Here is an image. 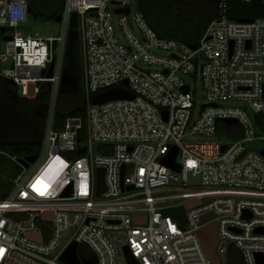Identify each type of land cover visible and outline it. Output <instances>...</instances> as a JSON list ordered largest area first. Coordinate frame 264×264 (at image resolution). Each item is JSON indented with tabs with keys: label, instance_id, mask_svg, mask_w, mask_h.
<instances>
[{
	"label": "built area",
	"instance_id": "built-area-1",
	"mask_svg": "<svg viewBox=\"0 0 264 264\" xmlns=\"http://www.w3.org/2000/svg\"><path fill=\"white\" fill-rule=\"evenodd\" d=\"M28 9V0H0V30L18 29ZM59 17L57 36L17 32L0 44V77L15 94L48 97L38 159L25 168L10 157L22 171L0 200V264H66L74 243L82 264H130L127 252L135 264H214L201 240L211 226L218 264H260L259 256L264 264V147L250 148L264 144L253 119L264 116V17L233 19L228 0H216V17L192 45L159 37L135 0H65ZM73 34L84 114L58 125ZM187 81L202 84L200 109ZM118 89L132 98L93 104ZM224 120H237L243 136L221 143ZM192 136L216 141L184 144ZM175 148L180 172L163 163Z\"/></svg>",
	"mask_w": 264,
	"mask_h": 264
},
{
	"label": "trees",
	"instance_id": "trees-1",
	"mask_svg": "<svg viewBox=\"0 0 264 264\" xmlns=\"http://www.w3.org/2000/svg\"><path fill=\"white\" fill-rule=\"evenodd\" d=\"M52 6L51 16H42L50 20L61 13L63 0H44ZM137 8L141 11L149 26L165 39H173L185 44H196L204 34L209 23L216 17V0H135ZM229 16L236 20H250L264 17V0H258L256 4L243 3L237 0H228ZM37 14V10H34ZM2 32L0 30V43ZM73 56V57H72ZM72 57V58H71ZM74 59L75 69L78 73L77 90H72L71 83H65L61 93V100L77 97L83 98L82 67L80 44L76 41L71 56L68 55L65 62ZM5 86V87H4ZM9 86V88L7 87ZM5 88H8L6 91ZM0 90H5L0 96V200H3L10 193L14 181L22 168L10 157L18 160L30 155L38 154L45 129V120L48 113L47 94L38 98L28 100L17 96L13 87L0 77ZM60 100V106L61 101ZM79 105V107H78ZM83 106L77 103L74 110L58 109L56 115L57 124L61 125L68 115L82 116ZM254 122L261 132H264V116L255 114ZM228 135L231 138L239 139L243 136L241 127L237 124H218V136ZM179 212L183 214L184 209ZM171 216L174 212L170 211Z\"/></svg>",
	"mask_w": 264,
	"mask_h": 264
},
{
	"label": "water",
	"instance_id": "water-1",
	"mask_svg": "<svg viewBox=\"0 0 264 264\" xmlns=\"http://www.w3.org/2000/svg\"><path fill=\"white\" fill-rule=\"evenodd\" d=\"M28 13L35 21L39 20L40 18L45 19V17H42L39 14H37L31 6H29ZM117 13L128 14L129 10H118ZM239 21H245V20H239ZM55 22L56 23L60 22L59 16H57L55 18ZM71 28L72 29L78 28L77 14H73V16H72ZM4 31H5L4 29H1L2 33H4ZM73 46H74V42L70 41L69 46H68L69 50L72 49ZM51 74H52V70L49 73V76H51ZM126 98H132V97L130 95H128L126 92L122 91L121 89L112 90V91L103 93V94L95 97L93 99V104H103V103L108 102V101L118 100V99H126ZM224 123L226 125H234V124H237L238 121L237 120H224ZM222 150L226 151L227 148L223 147ZM83 153H84V151H82L80 154H83ZM177 154H178V150L175 148L163 160V163L167 167H169V168H171L177 172H180V166L175 163ZM261 155L264 156V149L261 151ZM37 159H38V154L30 155L24 159L19 160V163L22 166H24L25 168H29V166L31 164H34ZM123 171H124V169H123ZM99 172H100V175H99L100 176L99 195H100L104 191L105 187H104V182H103V171L100 170ZM130 189H132V187ZM195 204H197V202L189 203V204H187V208H190V207L194 206ZM46 215L48 216L49 214L47 213ZM210 219H211V216L204 217L202 220V223H205V222L209 221ZM141 220H144V219L135 218V222H141ZM49 225L51 226V223H49ZM216 234H217L216 226H211V227L205 228L201 232V240H202L205 252L211 258V260L214 262V264H218V262L215 258V255H214V247L216 244ZM67 235H68V233L65 234V236H67ZM39 241H40V237H39ZM127 257H128L130 264L136 263V260L134 258H132L128 252H127ZM61 260H62V262L66 263V264H82L80 261V257L78 255V245L76 243H74L72 246H70L69 249L62 256ZM259 262H260V264H263V256H259Z\"/></svg>",
	"mask_w": 264,
	"mask_h": 264
},
{
	"label": "rangeland",
	"instance_id": "rangeland-1",
	"mask_svg": "<svg viewBox=\"0 0 264 264\" xmlns=\"http://www.w3.org/2000/svg\"><path fill=\"white\" fill-rule=\"evenodd\" d=\"M65 0H63L64 4ZM64 6V5H63ZM20 32L22 34H31L34 37H50V36H57L59 34V25L55 22V19L52 18L50 20L40 18L39 20L35 21L31 16H28V20L26 23L22 24L18 29L16 30H8L6 33H2V39L13 36L15 33ZM76 34H73L71 37L72 42H74L75 45V40H76ZM2 46V41L0 43ZM73 49V48H72ZM72 49L69 50V55L71 56ZM73 57V56H72ZM71 57V58H72ZM77 78H78V73L75 69V64H74V59L70 60L68 62V65L66 67V72L64 76V81H68L67 83L73 84V89L72 90H77ZM71 81V82H70ZM187 85L190 88V90H196L197 93V98L198 101L196 102V107L197 109H200L202 105L204 104V99H203V91H202V84L200 81H187ZM5 87V86H4ZM9 88V86H7ZM8 88H5L6 91ZM61 100V99H60ZM61 107L63 110H74L77 108V103L80 102V105L83 106L84 102L83 100L81 101L80 99H77V97L72 96L71 98L67 99H62L61 100ZM226 105L228 106H236L239 108H242L246 111H248L250 114H252L251 109L247 102L244 101H230ZM79 107V105H78ZM258 136H264L263 133L258 132ZM220 142L223 144H229L235 142L237 139L231 138L228 135H222L218 137ZM216 141L214 138H205V137H198V136H192L189 138H186L184 141V144L190 145V144H196L200 141ZM264 147V144H258V143H253L250 145V148L252 150L256 151H261V149ZM95 153H98V147H95ZM32 169V168H31ZM31 169L26 170L25 172L29 173Z\"/></svg>",
	"mask_w": 264,
	"mask_h": 264
},
{
	"label": "flooded vegetation",
	"instance_id": "flooded-vegetation-1",
	"mask_svg": "<svg viewBox=\"0 0 264 264\" xmlns=\"http://www.w3.org/2000/svg\"><path fill=\"white\" fill-rule=\"evenodd\" d=\"M29 2V6H31L34 10H37V12L39 13V15L42 16H51L52 12V6L50 4H48V2L46 3L44 0H28ZM63 3L61 5V10L63 8ZM5 92V90H0V96L3 95V93ZM84 257H89L91 256V253L88 250H84L82 252Z\"/></svg>",
	"mask_w": 264,
	"mask_h": 264
},
{
	"label": "snow or ice",
	"instance_id": "snow-or-ice-1",
	"mask_svg": "<svg viewBox=\"0 0 264 264\" xmlns=\"http://www.w3.org/2000/svg\"><path fill=\"white\" fill-rule=\"evenodd\" d=\"M36 183H37V184H40V183H41V181H39V180H38ZM82 187H83V186H82ZM41 194H42V193H41Z\"/></svg>",
	"mask_w": 264,
	"mask_h": 264
}]
</instances>
